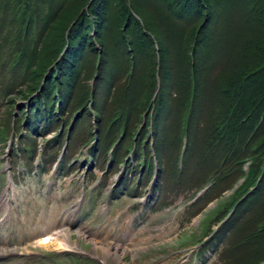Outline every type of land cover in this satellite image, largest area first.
<instances>
[{"label":"rangeland","instance_id":"obj_1","mask_svg":"<svg viewBox=\"0 0 264 264\" xmlns=\"http://www.w3.org/2000/svg\"><path fill=\"white\" fill-rule=\"evenodd\" d=\"M23 2L24 0H14V3L9 1L8 8H6L5 1L0 0V119L6 120L7 112L11 119L6 136L0 137V264H83L86 259L95 264H197L195 262L197 253V260H200L199 264H239L236 261L244 256L245 252L238 251L236 248L232 249L233 238L219 242L218 236H216L215 240L208 244L207 235L211 230H213V234L220 224V218L215 216L219 208L222 207L223 210H227L225 216H228L234 211L240 201L239 199L247 195L245 193L244 196H238L249 187V185L244 186V179L240 174L241 169L247 171L248 163L243 164V162L235 161L236 163L233 162L230 166L224 167L225 172L228 171L227 169L237 170L238 176L235 177L236 179L231 185H228V188L230 187L228 190L219 193L220 189H218L210 196H205L209 201L197 212V210L194 211V205L204 197L202 196L192 202L195 193L204 185L199 183L207 179L211 171L222 169V162L219 163V160L211 158L214 155L213 151H208L210 163L204 162L205 148L201 142L200 146L194 148L193 156L186 162L188 163L187 168L180 179L178 173L185 165L179 160L174 164L175 166H173V162L168 163L166 156L170 150L163 141L159 142L156 150L161 163H158L155 158H148L144 168L142 165L137 166V163H141L142 156H139L136 161L131 157V154L125 153L122 148L119 152V158L130 161L137 168L136 172L128 176L122 163H118V161L114 163L107 159L110 157L109 153L117 147L120 138L113 146L111 145L115 138H109L112 143H107L103 148V154L100 158L102 160H99L97 156L90 158V161L87 160L88 155H91L88 153V149L92 145L98 144V141L101 142V139L91 140L88 131L92 129L93 132L96 127L95 133L98 132L99 138H104L102 136L106 132L104 124L113 117L115 112L119 111L117 109L121 106L127 107L130 116L132 115L129 124L131 127H135L134 132L140 130L144 124L143 121L137 120L133 105L135 97L139 95L142 80L148 79L151 69L153 67L157 69V66L147 59L150 68L142 75L136 69L137 71L135 70L129 76L134 61L136 66V62L139 59L142 60L144 55L148 57L150 55V51L148 55V48H140L138 45L134 37L136 33L134 26L137 25H133L132 21H130L131 26L128 30L121 28V26H114L119 41L126 38V41L130 43L129 51L123 53L118 45L113 48L112 43L108 44L107 56L103 61L105 74L96 83L97 96L102 105L100 110L102 111L103 124L98 121L96 123L92 109H90L91 102L89 100L86 102L84 99L86 111L89 109L91 112L88 116L89 119L86 117L82 120L83 126L86 127V129L83 128V133L80 132L82 129L79 125L76 131L79 134L74 135L69 143L64 138L67 130L72 128L71 126L68 127L69 125L65 128L62 127L63 124L53 127L52 131L43 137H39L43 134L42 132L28 131L29 135L26 136L28 138L26 142L34 147L37 145L38 151L31 163L25 162L19 149L21 145L15 136L16 118L20 116L22 110H29L31 100L40 91L42 82L38 90L32 95L25 93L20 95L19 89H22L29 81V74H25L26 67L20 65L13 73H10L11 62L17 49V46L14 45H16L17 39L25 41L20 37L11 36V33L14 34L15 24L21 23L23 17H25L24 19L28 17V11L17 8V5H22ZM45 4L40 8L39 14H36V19L32 21L35 30L31 32V34L34 33V37L30 39L33 40V45H30L31 48L28 52L37 56L33 58L34 66L40 65L44 60L43 54L47 58L52 49H54V53L50 56L53 57L57 54L55 60H61V52H65L68 46L64 34L67 33L66 30L71 21L78 18H74L78 13H75L76 9L68 6L66 10L61 9L57 17L48 24L46 13L51 2L47 1ZM125 6L133 13L132 17L140 22L141 28H144L146 33L157 42L159 49L164 50V46L167 47L166 52L169 56H171L170 51H173L171 41L175 39L174 29L178 31L176 27L182 28L178 41L183 44L185 37L193 33L197 27L189 30L180 22H177L175 26L170 24L167 27L165 20L161 17L164 14L158 10L157 6L151 9L156 18L155 22L153 18L152 21L149 20V13H145L149 20L146 21L142 15L136 13L134 6L128 1ZM53 9L52 6L50 11ZM221 14L222 11L218 10L215 14L216 18H220ZM216 18L211 19L213 23L204 30L205 42H200L196 56L200 70L209 63L214 65L210 70L212 73L211 81L206 86V91H214L213 89L217 84L224 79L221 70L226 67L231 56H233L229 40L238 28L237 19L234 20L233 24H229L232 22L230 20L221 24ZM169 21L173 23L172 19ZM119 24L121 25L122 22ZM147 25L157 29L160 33L159 36L162 37L163 35V38L167 40V45L155 37V34L158 33L154 31L155 34H153L150 29L146 28ZM112 27L109 26L103 37L108 39L114 37L111 36L113 34ZM39 31L43 35L42 39H38ZM86 33L85 39L76 37L77 41L74 43V47L80 43L85 47L83 56H78L73 61L75 62L73 67H79L81 71L79 74L77 73L78 81L69 98L66 116L75 107H80L77 105V97L81 95L82 90L91 89L94 81L93 69H97V56L99 50L101 54L103 48L101 47L103 38L101 41L96 37L94 38L90 26L86 27ZM176 33L178 34V32ZM71 52L68 49L67 53ZM153 52L157 60L158 51ZM188 53H190L189 46ZM210 53L213 54L209 55ZM132 54L135 58L132 57ZM79 58H81L80 62L76 63ZM125 70L128 72L126 73ZM168 71L169 67L164 65L163 73L166 75L167 83L169 80ZM109 75L111 76L110 81L108 80ZM156 84L158 86V81ZM130 86H132V93ZM186 89V82H183L182 79L180 82L172 83L168 88L166 95L169 102L167 100L165 110H172L168 120H172L174 123L172 128L163 135L172 132L175 122L178 121L179 112L177 109L182 105L180 103L176 109L175 103L181 99ZM140 101H142V97H140ZM203 121V124L201 122L197 127L194 135H200L201 131L202 134L207 131L206 126L210 121L205 119ZM24 122L25 119L22 120L21 127L24 126ZM99 125L102 126L101 130L98 129ZM42 128L43 126H39L37 131H41ZM59 129L60 132H58ZM59 133L63 134V141L53 143L52 141ZM136 137L137 135L134 139ZM164 139L167 142L170 140L166 136ZM196 141H198L197 138L194 139V142ZM48 145L49 148H47ZM174 151L170 153L174 155ZM43 152L46 153L43 155ZM63 152V156L67 157L66 166H61L64 164V159L59 162ZM97 153L98 151L95 152V155ZM46 159L49 161L44 162ZM70 162L72 163L68 167L67 164ZM147 164L151 167L153 165V172L164 169L161 188L152 183L154 180L156 181V175L151 179V176L146 174ZM132 169L135 168L132 167ZM139 173L140 176L138 177ZM127 182L128 185L124 187V183ZM151 183L152 187L150 186ZM238 186L242 188H238ZM150 191L151 196L154 197L158 196V191L159 198L153 201V198L149 196ZM234 203L235 206L232 205ZM219 204V208L215 210ZM246 208L247 206H242L238 210L234 224L237 230L240 228L241 235L244 232V238L250 236L251 220H253L252 212H247L248 208ZM210 212L213 213L210 214ZM204 214H208V217L204 218ZM239 215L242 217L240 218ZM202 219H204L203 222ZM204 222L208 228L204 227ZM51 229L52 232L60 230L59 232L65 239V245L55 252L52 251L51 247L42 245L41 241L42 236H44L43 233ZM41 234L43 235L38 237ZM67 237L68 239H66ZM235 237L239 240L241 238L239 235H235ZM199 242H202V245L197 244ZM259 251H261L260 247L254 249L253 253L249 255L250 262L258 260L257 264H262L261 256H264V251L262 254L258 253ZM99 255H102L104 259L100 258Z\"/></svg>","mask_w":264,"mask_h":264},{"label":"trees","instance_id":"obj_2","mask_svg":"<svg viewBox=\"0 0 264 264\" xmlns=\"http://www.w3.org/2000/svg\"><path fill=\"white\" fill-rule=\"evenodd\" d=\"M4 1L6 8H8L9 1L14 3V0ZM47 1L51 2V5L54 7L53 11H50L51 5L48 7L46 13L48 24L57 17L61 9L66 10L68 6L76 9L75 13H78L75 17H72L78 18L74 20L75 23L73 20L71 21L69 28L66 30L67 33L64 34V39L67 41L68 46L65 52H61V60H55L57 54L53 57L50 56L54 53V49H52L50 55L47 57L49 59L44 57L43 54L44 60H42V65L34 66L33 58L37 56H33L28 52L33 45V40L30 39L34 37V33L31 34V32L35 30L32 21L36 19V14H39L40 8ZM125 1L24 0L22 5H17V8L28 11V17L26 19L23 17L21 23L15 24L14 34L11 33L12 37H20L25 41L17 39L16 45H14L17 46V49L14 55L15 58L13 57L11 62L12 69L10 73H13L20 65H25L27 68V71L25 68V74H29V81L22 89H19L20 95L24 93L32 95L33 92L38 90L42 82L40 91L31 100L29 110H22L20 116L16 118V126L13 123L15 126V136L21 145L19 149L24 156L25 162L31 163L32 158L35 157L38 151L36 149L37 145L34 147L26 142L28 139L26 136L29 135L28 131L42 132L43 134L39 137H43L52 131L53 127L63 124L65 128L69 125L68 127L71 126L72 128L64 136L66 142L69 141V143L74 135L77 136L79 134V132H76L79 125H81L80 128L82 129L80 132L83 133V128L86 129V127L83 126L82 120L86 117L89 119L88 116L91 112L89 109L86 111L85 108L88 100L91 102L90 109H92L96 123L98 121L103 124L102 111L100 110L102 109V105L97 96L98 88L96 87V83L105 74L103 61L105 56H107L108 44L112 43L111 46L113 48L118 45L123 53L124 51H129L130 43L126 41V38L119 41V38L116 37L117 34H115L117 32L115 27L121 26V28L123 27V29L128 30L131 26L130 21H132L133 25H137L134 26L136 31L134 37L138 45L140 48H148V55L149 51L150 55L149 57L144 55L142 60L139 59L136 62V66L134 61L132 72L129 76L136 69L142 75L143 72L150 68L147 59L157 66V69H154V67L151 69L150 76L147 77L148 79L142 80L138 92L139 95L135 97L133 105L137 120L143 121L144 124L140 130L134 132L133 129L135 127H131L129 124L132 115L130 116L127 107L121 106L117 109L119 111L115 112L113 117L104 124L106 128V132L102 135L104 138H99L98 132L97 134L95 133V130L97 131L96 127L93 132L92 129L88 131L91 139H101V142L98 141V144L90 150V154L102 160L100 158L103 154V148L107 143H112L109 138L113 137L115 141H113L111 146L120 138L112 155L113 162H123L119 158V152L123 148L124 152L131 153L135 160L139 156H142L145 164L148 158H155L159 163L160 160L156 150L158 149L159 142L163 141L170 152L175 150L174 155L169 152L166 156L168 163L171 164L173 162V166H175L174 164L179 160L185 165L178 173L180 179L187 168L188 163L186 162L193 156L194 148L200 146L201 142L205 148L203 154L204 162H209L208 151L214 152V155L211 157L213 160H219V163L222 162V169L211 171L207 179L199 183L200 185H211L206 196H210L218 189H220L219 193L223 190H228L230 188H228V185H231L236 179L235 177L238 176L237 170L227 169L228 171L225 172L224 167L230 166L235 161L243 162V164L248 163L249 167L247 171L245 172L241 169L240 174L244 179V186L249 185V187L238 196H244L245 193L247 195L239 199L240 201L230 217L211 235L208 244L214 241L216 236H218L219 242L233 238L232 249L236 248L238 251L245 252V255L238 258L236 262L239 264H257L258 260L250 262L249 255L253 253L254 249H258V247L261 249L258 253L262 254L264 251V0H127L134 6L136 13L142 15L146 21L154 19L155 22L156 18L152 14L151 9L157 6L158 10L164 14L161 17L165 20L167 27L170 24L175 26L177 22H180L189 30L197 26L193 30V33L185 37L183 44L178 41L182 28L176 27L178 31L174 29L175 39L171 41L173 51L169 50L171 56L166 52L167 47L165 48L164 46V50H162L160 46L161 49H159L157 42L146 33L144 28H141L140 22L135 17H132L133 13L125 6L127 4V1ZM218 10L222 11L220 18H216L215 15ZM79 12L81 13L79 14ZM145 13H149V20L146 18ZM80 15L81 18L79 19ZM129 17L130 19H128ZM214 18L218 19L221 24L227 23L228 20L232 21L229 24H233L234 20L237 19L238 28L229 40L233 56H231L226 67L221 70L223 73L222 78L224 79L217 84L213 89L214 91H206V86L211 81L210 76L212 73L210 70L214 65L209 63L200 70L196 56L200 42H205L204 30L213 23L211 19ZM170 19L173 20L174 24L169 21ZM120 22H122L121 25L119 24ZM89 26L92 28L94 38L96 37L99 41L103 38L101 42V47L103 48L101 54L99 50V55L97 56V69H93L94 81L91 89L82 90L81 95L77 97V105H80V107H75L66 116L68 101L78 81L79 71H81L79 67H73L75 63L73 61L78 56H83V49L85 47L81 43L77 47H74V43L77 41L76 37H83L84 39L87 37L86 27ZM109 26H113L111 28L113 29L111 36L115 38L111 37V39H108L103 37L107 33ZM146 28L150 29L153 34L156 31L158 34H155V37H158L160 41L167 45V40L163 38V35L162 37L159 36L160 33L157 29L148 25ZM42 38L43 35L39 31L38 39ZM132 41H134L133 38ZM155 45L156 48H154ZM188 46L190 53H188ZM136 48L138 49V47ZM68 49L73 53H67ZM153 51H158L157 60ZM45 53L48 54L47 51ZM211 54L213 53L209 55ZM132 57L135 58L133 54ZM80 59L76 63H79ZM164 65L169 67L167 74L170 81L168 80V83L165 80L166 75L163 73ZM125 72L127 73L128 70H125ZM110 79L111 76L109 75L108 80L110 81ZM180 79L186 82L187 89L181 99L175 103L176 109L177 105L180 103L182 105L177 109L179 112L178 121L175 122L172 132L163 135V133L172 128L174 123V121L168 120L172 110H165L167 100L169 102L166 92L172 83H176V81L180 82ZM156 81H158V86ZM130 91L132 93V86H130ZM140 97H142V101H140ZM84 99L86 102H83ZM142 104L144 105L141 107ZM194 116L196 117L194 118ZM24 119V126L21 127L22 120ZM203 119L210 121L206 126L207 131L203 134L201 131L200 135H194L201 122L203 124ZM10 120L8 112L6 120L0 119V137L6 136ZM170 121L171 123H169ZM39 126H43L41 131H37ZM101 127L99 125L98 129L101 130ZM58 132L60 131L58 130ZM136 135L137 137L134 139ZM165 136L170 139L168 142L164 139ZM195 138L198 141L194 142ZM62 141L63 134L59 133L52 142L61 143ZM184 142L185 147L182 151ZM47 148H49V145ZM25 150L27 151L24 152ZM94 151H98L97 155L94 154ZM44 153L46 152H43V155ZM47 161L49 160L46 159L44 162ZM65 161L67 162V157H64V164L62 166H66ZM139 164L140 162L137 163V166ZM131 167L132 164H126L127 176L136 172V169L131 170ZM147 168L150 170L151 165L148 166L147 164ZM163 172L164 169L162 168L156 183L157 187L160 188L161 180L164 176ZM127 185L128 182L124 183V187ZM238 188L242 187L238 186ZM159 195L156 197L159 198ZM207 201H209L207 197H202L194 205V211L197 210L198 212L201 210ZM232 205L235 206V203ZM219 206L220 204L216 209ZM242 206H247V212L251 211L253 218L251 220L250 236L246 238H244V232L241 235L240 228L237 230L234 227L235 217ZM226 213L227 210H223L221 207L215 216L219 217L220 221ZM239 217L241 218L242 215H239ZM204 227L208 228L205 222ZM235 235L241 236L240 240ZM261 258V261H264V256H261Z\"/></svg>","mask_w":264,"mask_h":264},{"label":"bare ground","instance_id":"obj_3","mask_svg":"<svg viewBox=\"0 0 264 264\" xmlns=\"http://www.w3.org/2000/svg\"><path fill=\"white\" fill-rule=\"evenodd\" d=\"M63 150V149H62ZM91 158V157H90ZM10 161V160H9ZM71 161V160H70ZM103 172V171H102ZM66 225V224H65ZM52 226V225H51ZM59 226V225H58ZM64 226V225H63ZM49 227V226H47ZM50 228V227H49ZM48 228V229H49ZM55 228V227H54ZM60 231V230H59ZM59 231H54L52 232V229L51 230H47L44 234V236H42L43 234L39 235L38 237H41L42 236V245L46 246V247H51V249H54V248H61V246H64L65 245V239L62 238V233H60ZM62 232V231H61ZM49 233L47 236L46 234ZM56 234V235H54ZM68 236V235H67ZM37 237V236H36ZM37 237V238H38ZM64 237V236H63ZM69 237V236H68ZM68 237L66 239H68ZM67 241V240H66ZM68 243V242H67ZM67 246V244H66Z\"/></svg>","mask_w":264,"mask_h":264}]
</instances>
